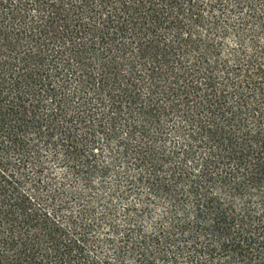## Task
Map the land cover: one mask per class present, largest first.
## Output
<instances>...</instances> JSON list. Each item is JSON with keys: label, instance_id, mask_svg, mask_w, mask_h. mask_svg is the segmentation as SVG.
<instances>
[{"label": "trees", "instance_id": "obj_1", "mask_svg": "<svg viewBox=\"0 0 264 264\" xmlns=\"http://www.w3.org/2000/svg\"><path fill=\"white\" fill-rule=\"evenodd\" d=\"M0 264H264V0H0Z\"/></svg>", "mask_w": 264, "mask_h": 264}]
</instances>
